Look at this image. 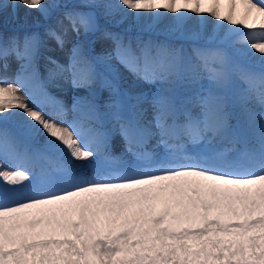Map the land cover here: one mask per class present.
<instances>
[{
	"label": "snow or ice",
	"instance_id": "6c2138e0",
	"mask_svg": "<svg viewBox=\"0 0 264 264\" xmlns=\"http://www.w3.org/2000/svg\"><path fill=\"white\" fill-rule=\"evenodd\" d=\"M21 5L46 19L66 10L44 37L0 36V264H264V0H8L0 11ZM79 7L121 21L163 9L177 30L188 13L216 23L188 52L105 33L108 58L159 85L127 104L79 39L65 63L45 55L41 77V49L98 30ZM55 81L87 95L69 106L48 91ZM115 135L131 160L113 154Z\"/></svg>",
	"mask_w": 264,
	"mask_h": 264
},
{
	"label": "bare ground",
	"instance_id": "6f19581e",
	"mask_svg": "<svg viewBox=\"0 0 264 264\" xmlns=\"http://www.w3.org/2000/svg\"><path fill=\"white\" fill-rule=\"evenodd\" d=\"M7 2L8 0H0V3H7ZM45 2L55 3L57 2V0H45ZM59 2L61 4L68 3L69 6L71 7V5L73 4L80 5L81 3L84 2V0H59ZM106 2H109V0H100L99 4H103ZM112 2H114V0H112ZM97 8H99L100 11V15L95 16L98 29H101L103 23L105 22L106 25L107 24H110V26L117 25V27L120 30H122L118 35L120 40H126V38L129 36L132 37L141 36V34L147 36V34L145 33H148L151 30L152 31L151 34H157V35L163 34L166 35V37H172L170 39H167L164 36H161L160 38H158V40L161 42L155 44L152 43L151 45L153 46L168 45L174 48H183L186 52L190 51L193 46H204L205 40L203 38H198V34L200 37H206L208 34L211 33L213 29V25L216 23L214 18L210 16L208 17L207 23H205L203 20L200 19V16H197L196 14L188 13L187 15L190 17V19L184 21L180 29L177 30L174 14L164 13L163 9L158 10V12L163 13L162 16L164 17L163 22L159 24L158 22L159 19L152 18L156 15V13H143L144 16L143 19H132V16H134L135 14L130 13L127 19L121 21L120 15H116V16L105 15V9L103 7H94L88 12H93V11L95 12V9ZM65 10L66 9H64L63 7L51 9L50 10L51 15L49 16V18L46 19L36 9H29L23 5H21L17 10H13V8L9 7L5 11H0V36H2L5 39L10 37L23 38L26 35H32V34H39L41 37H44L46 29H48L49 27H54L56 25V21L59 19V16L63 15V12ZM77 10H79V8ZM203 15H207V14H203ZM162 16H160V18ZM15 27L18 30L15 31L11 30L12 28ZM146 29L149 31L147 32ZM130 33L132 35H129ZM131 46L133 49H139L143 45L139 43H134L131 44ZM45 55L46 54H43V57ZM100 55L103 54L100 53ZM104 58L106 59V56H104ZM67 59L68 56L66 57L65 61H67ZM117 62H118L117 65L116 63L114 65L113 63L109 64L112 65V67L109 68L111 72H109L108 69L101 67V65L98 66L100 67V69L102 68L103 70L108 71L106 73L108 74V77L113 78V76H115L118 79L128 83V88L130 87L128 89L129 94L152 95L155 92L156 88L159 87V85L148 84L142 80L137 79L132 73L125 74L123 70L119 68V61ZM9 64H10V68L7 74L9 76H12L16 71H18L19 62L15 61V59L13 58L10 59ZM37 64L40 63L37 62ZM252 65L259 66L256 61H253ZM41 77L43 78L42 75ZM117 80L116 82L114 81V83H117ZM70 89L76 90L77 92L82 93L83 95H87V92L84 89H74V88H70ZM253 107L256 111L260 110L258 105L254 104ZM69 116H71V113H69ZM232 122L234 124L235 120H233ZM120 143H122V145L125 146L124 140L121 136H114L111 142L112 152L115 150V148L118 147Z\"/></svg>",
	"mask_w": 264,
	"mask_h": 264
},
{
	"label": "rangeland",
	"instance_id": "374dc122",
	"mask_svg": "<svg viewBox=\"0 0 264 264\" xmlns=\"http://www.w3.org/2000/svg\"><path fill=\"white\" fill-rule=\"evenodd\" d=\"M93 2L99 4L100 0H93ZM91 9L92 8L79 7V11H82V12L83 11L88 12ZM92 13H94L95 16L100 15L99 8L95 9V12L93 11ZM61 17H62V15L59 16V18H61ZM56 19H57V17H56ZM163 20H164L163 16L161 18H159V21H158L159 24L162 23ZM11 30L15 31L18 29H16V27H15V28H12ZM135 30H137V29H135ZM120 31H122V30H120L117 27V25L116 26H110V24L106 25V22H105V23H103V26L101 27V29H98L95 32L89 33L87 36H84L83 34L80 37H76L75 35L70 36L68 46L63 52L57 50L56 52H53V53H47V52H45V50L41 49L40 50V56H39V59L37 61L40 63V64H38V68H39L41 75L43 76V78H46V76H47V71H46V67H45L46 61L44 60L43 54L53 55L56 58H58L61 61V63H65L66 62L65 59L69 54V49L71 48L72 44L78 39L83 42L85 49L90 53L91 56H94V57L106 56V59H104L103 62L107 65V67H109V68L112 67V65H109L110 63H113V65L116 63V65H117L118 60H116L115 58H108L107 57V54L112 53L114 50V41H113V39L105 38L104 34L110 33V34H112L113 37L119 39L118 35H119ZM148 31L149 30H147V32ZM149 32L145 33V34H147V36L141 34V36H137V37L136 36L135 37L129 36V35H132L130 33L128 35L129 37H127L126 40H121V41H123V43L126 45H127V43H130V44L139 43V44L145 45L146 43L147 44H152V43L155 44V43L161 42L158 40V38H160L161 36H164L167 39L172 38V37H166V35H163V34H160V35L151 34L152 33L151 30ZM149 36H151V37H149ZM162 41H164V40H162ZM50 46L54 47V45H50ZM100 53L103 55H100ZM120 64H119V68H122L120 66ZM251 67L253 68V70H259V66L251 65ZM97 68H98V71H100V67H98V64H97ZM101 75H102V77H107L109 80L113 79L112 77H108V75L106 73H103ZM115 82H116V80H115ZM117 82L119 84V88H120L121 93L123 92V93L128 94V89L130 88V87L128 88V83H126L120 79H118ZM57 84H59V87L56 86ZM70 88H73L71 86V84L66 83L64 81H55L52 84L48 85V91L52 95L58 97L59 99L64 100L66 102V104L69 106L71 105L72 98L74 96H83L82 93H79L76 90H71ZM96 88L100 94V99H103L104 101L109 99V91L107 89L101 88L99 83L96 85ZM129 96H134V95L128 94L127 97H125V101H129L130 104H134L135 100L128 98ZM145 107H150V106L145 105ZM115 136H119V135H115ZM158 151L162 153L164 151L163 147L161 146L158 149ZM113 154H115V155L123 154L126 159H128V160L132 159L131 154L127 153L125 151V146L122 145V143H120L118 145V147L115 148V150L113 151Z\"/></svg>",
	"mask_w": 264,
	"mask_h": 264
}]
</instances>
